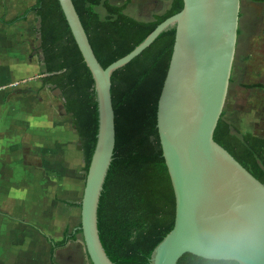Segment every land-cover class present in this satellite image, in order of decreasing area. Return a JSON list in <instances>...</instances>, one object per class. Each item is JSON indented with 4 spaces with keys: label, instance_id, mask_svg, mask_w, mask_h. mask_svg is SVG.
<instances>
[{
    "label": "water",
    "instance_id": "1",
    "mask_svg": "<svg viewBox=\"0 0 264 264\" xmlns=\"http://www.w3.org/2000/svg\"><path fill=\"white\" fill-rule=\"evenodd\" d=\"M93 80L98 129L81 198L80 231L92 264H114L97 229V207L115 143L111 74L175 25L167 72L157 100L156 127L175 200L172 229L152 251L149 264H179L191 252L229 233L254 228L241 264H264V184L213 139L221 116L237 41L240 0H183L131 52L103 68L72 0H58ZM206 264V263H204Z\"/></svg>",
    "mask_w": 264,
    "mask_h": 264
},
{
    "label": "trees",
    "instance_id": "2",
    "mask_svg": "<svg viewBox=\"0 0 264 264\" xmlns=\"http://www.w3.org/2000/svg\"><path fill=\"white\" fill-rule=\"evenodd\" d=\"M251 1L264 3V0ZM72 3L103 68L131 52L159 23L183 7V0H171L165 12L143 21L124 12L127 2L72 0ZM30 10L38 19L39 38L32 53L39 56L43 67L41 82L61 99L63 112L72 118L84 160L83 170L87 173L98 129L92 74L59 1L36 0ZM174 37L172 25L110 77L115 143L99 197L97 229L102 247L114 264H149L152 251L174 224V193L156 127L157 100ZM255 86L264 89L262 84ZM213 139L264 184V137L235 132L221 113ZM76 232H81L80 228ZM69 238L73 236L67 232L58 241L46 237L51 243L50 264H54L53 250L65 245ZM178 263L204 264L206 258L185 252Z\"/></svg>",
    "mask_w": 264,
    "mask_h": 264
},
{
    "label": "crops",
    "instance_id": "3",
    "mask_svg": "<svg viewBox=\"0 0 264 264\" xmlns=\"http://www.w3.org/2000/svg\"><path fill=\"white\" fill-rule=\"evenodd\" d=\"M35 2L0 0V264H50L46 237L58 241L65 232L73 236L65 245L84 246L81 232H76L84 160L72 118L63 112L61 99L42 84L39 56L31 54L39 38L38 19L30 10ZM170 2L129 0L124 12L149 21ZM243 7L240 2L222 117L235 132L264 137V89L255 86L264 85V66L249 60L255 50L246 52L249 31L264 3L244 0Z\"/></svg>",
    "mask_w": 264,
    "mask_h": 264
},
{
    "label": "rangeland",
    "instance_id": "4",
    "mask_svg": "<svg viewBox=\"0 0 264 264\" xmlns=\"http://www.w3.org/2000/svg\"><path fill=\"white\" fill-rule=\"evenodd\" d=\"M113 3H123L124 0H110ZM241 7L244 5V0H241ZM257 9V7H255ZM99 11L103 12V9L98 8ZM256 23V24H255ZM254 26H252V30L249 31V50L252 51L251 58L246 56L253 62L255 67L264 66V12L261 13L259 20H256ZM37 44V43H36ZM35 44V45H36ZM31 54L32 48H31ZM34 55V54H33ZM38 58L35 55V58ZM238 57V56H237ZM236 57V58H237ZM54 94V93H53ZM2 214L0 212V221ZM52 262L54 264H91L88 256L86 255L85 247L82 243L79 245L77 243H69L68 245H64V247L59 248L56 251H53Z\"/></svg>",
    "mask_w": 264,
    "mask_h": 264
},
{
    "label": "clouds",
    "instance_id": "5",
    "mask_svg": "<svg viewBox=\"0 0 264 264\" xmlns=\"http://www.w3.org/2000/svg\"><path fill=\"white\" fill-rule=\"evenodd\" d=\"M255 240L254 228H245L212 242L206 250V264H241L243 252Z\"/></svg>",
    "mask_w": 264,
    "mask_h": 264
},
{
    "label": "flooded vegetation",
    "instance_id": "6",
    "mask_svg": "<svg viewBox=\"0 0 264 264\" xmlns=\"http://www.w3.org/2000/svg\"><path fill=\"white\" fill-rule=\"evenodd\" d=\"M127 1H129V0H126L125 2H127Z\"/></svg>",
    "mask_w": 264,
    "mask_h": 264
}]
</instances>
